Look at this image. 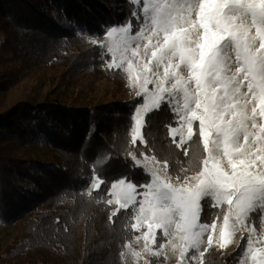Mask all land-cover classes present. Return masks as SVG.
<instances>
[{"label": "snow or ice", "instance_id": "6c2138e0", "mask_svg": "<svg viewBox=\"0 0 264 264\" xmlns=\"http://www.w3.org/2000/svg\"><path fill=\"white\" fill-rule=\"evenodd\" d=\"M128 3L129 19L103 26V40L83 28L76 34L138 98L126 163L144 180L109 181L94 166L82 193H100L97 203L112 206L110 222L125 210V227L139 233L123 245L122 260L154 264L171 254L177 264H203L210 248L227 249L239 233L233 264H264V0ZM165 107L175 123L167 134L186 158L178 164L138 146L148 148L146 117ZM212 209L220 211L209 223Z\"/></svg>", "mask_w": 264, "mask_h": 264}, {"label": "trees", "instance_id": "16d2710c", "mask_svg": "<svg viewBox=\"0 0 264 264\" xmlns=\"http://www.w3.org/2000/svg\"><path fill=\"white\" fill-rule=\"evenodd\" d=\"M131 10L128 0H0V63L6 67L0 84L5 89L34 69L49 67L61 69L66 88L90 78L94 89L106 82L113 98L95 107L27 100L0 113V221L23 220L0 264H125L120 252L137 234L125 227L127 213L121 210L110 222L112 206L97 203L100 193L88 197L82 189L94 166L109 181L144 180L141 169L133 171L132 162L126 163L127 153L134 151L129 117L136 99L128 104L118 99L129 92L126 80L106 70L100 49L76 32L122 25ZM166 124L175 126L168 108L149 114L143 129L148 148L138 146L178 164L186 158L171 143ZM41 144L48 145L52 163L31 155L32 146ZM109 155L113 158L105 163ZM219 211H206L207 222ZM234 257L211 248L203 264H233Z\"/></svg>", "mask_w": 264, "mask_h": 264}, {"label": "rangeland", "instance_id": "374dc122", "mask_svg": "<svg viewBox=\"0 0 264 264\" xmlns=\"http://www.w3.org/2000/svg\"><path fill=\"white\" fill-rule=\"evenodd\" d=\"M102 32L103 27L101 29L96 28L93 33H88L89 35L95 34L99 39L103 40L104 35L101 34ZM2 41L3 37L0 36V46ZM5 69V65L0 63V71H5ZM60 71L61 69L58 70L51 69L49 67H41L34 69L28 75H24L21 80L12 88L5 89L2 84H0V113L8 111V109L15 103L27 100H35L38 102H42L43 100H58L64 106L77 105L85 107H95L113 102V98L107 92L106 82L97 86V89H94L91 85L90 78H86L80 83L79 86H70L69 88H66V86L63 85L62 81L60 80ZM118 99L123 103L128 104L131 100L137 98L134 97V93L129 88V92L125 95H120ZM31 155L39 160L52 163L49 147L47 144L33 145L31 149ZM22 229L23 220L11 225L4 224L0 221V256L16 239L18 234L21 233ZM138 234L139 233L136 235ZM81 238L82 237L80 236V241ZM235 241L237 243H243L239 233L235 236ZM237 243L231 244L223 251L236 255V253L239 251L237 248ZM132 246L136 250L140 249V245H137L135 242H133ZM212 248L218 250V248L215 246ZM152 259L154 264H177L176 256L171 254H169V259L167 261L160 259L157 262L156 258ZM123 260L125 264H135L130 255L126 256Z\"/></svg>", "mask_w": 264, "mask_h": 264}]
</instances>
